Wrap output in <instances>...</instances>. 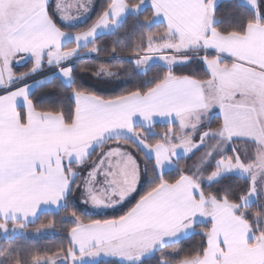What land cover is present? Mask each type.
<instances>
[{
  "label": "snow or ice",
  "instance_id": "snow-or-ice-1",
  "mask_svg": "<svg viewBox=\"0 0 264 264\" xmlns=\"http://www.w3.org/2000/svg\"><path fill=\"white\" fill-rule=\"evenodd\" d=\"M248 2L250 16L225 22L217 15V0H111L91 27L71 32L57 22L71 27L82 19L68 14L70 6L57 3L50 11V0H0V87L21 84L0 95V233L11 238L24 233L43 209H66L76 189L83 193L80 204L93 209L121 205L147 171L130 147L152 161L153 172L150 186L122 215L85 222L73 210L66 250L41 256L0 248L9 264H88L101 257L147 264L146 258L157 252L158 264H264V183L257 187L258 175L264 181V2ZM147 8L151 18L140 20ZM128 14L137 16L139 28L163 23L162 32H140V43L134 44V63L141 68L158 64L160 71L107 99L77 88L72 58L89 44V51L96 52V37L118 32ZM17 57L31 59L28 72H13ZM196 59L204 64L206 78L177 73ZM45 64L57 72L36 83L42 87L59 79L69 88L74 107L67 111L38 109L31 98L34 85L23 83ZM117 74L103 65L95 73ZM214 108L220 112V127L199 132ZM157 122L166 124L167 131L155 132ZM198 132L197 143L191 134ZM150 136L158 138L149 142ZM209 139L217 143L184 168L182 154L209 147ZM237 140L256 145L252 158L244 153L242 159L235 147L231 155L224 151V145ZM97 150L98 159L77 183L81 173L73 165L87 164ZM210 160L215 170L204 177ZM172 171L176 176L166 178ZM230 175L250 181L246 194L231 188L213 194L202 187L204 180L211 186ZM254 203L262 210L251 211ZM205 223L210 227L197 233L196 226ZM51 227L49 222L36 232ZM192 234L205 237V243L178 260L164 258V249ZM167 255L180 256V251Z\"/></svg>",
  "mask_w": 264,
  "mask_h": 264
},
{
  "label": "trees",
  "instance_id": "trees-1",
  "mask_svg": "<svg viewBox=\"0 0 264 264\" xmlns=\"http://www.w3.org/2000/svg\"><path fill=\"white\" fill-rule=\"evenodd\" d=\"M128 4H137L140 0H126ZM111 0H98V4L92 16L84 23L76 26H65L59 21V26L65 31L82 32L86 31L91 25L99 18L100 15L106 10L107 5ZM264 2V0H258ZM50 11H54L53 4L50 3ZM253 9L241 2V0H222L218 3L217 15L221 17L225 22H231L233 20L241 19L245 16H250ZM145 16L151 18V9L147 8L140 14L139 19L143 20ZM56 18V17H54ZM164 28L163 23H155L150 28H139L137 26V16L130 14L123 22V26L118 32L112 34H105L95 39V47L97 52L91 55H84L80 60L75 63L76 69V87L83 88L97 95L103 96L106 99L117 95L123 94L126 90L132 89L136 86L143 84L145 81L155 76L160 68L158 64H152L145 72L140 71L133 60L130 59L136 54L134 49L135 43H140V32H152L160 33ZM93 45L89 44L88 48L80 50L81 53H85ZM109 67L112 71L118 74L114 77H97L95 75L97 67L99 66ZM32 67V61L30 58L25 63L13 65V72L17 75L28 72ZM51 69L48 66H44L43 73ZM195 72L198 78H206L204 76L205 66L199 60H194L193 63L188 65L184 69H178V74H192ZM118 76V79H115ZM70 89L65 87L59 79H54L52 83L45 86L38 87L31 96L38 109L44 110H65L69 107H74V102L69 96ZM24 112L23 110H21ZM222 123L220 115L215 112L211 114V120L204 121V127L199 129V132L207 131L209 128L216 130ZM175 131H180L177 125L173 126ZM145 131H147L145 129ZM167 131V125L164 123H156L155 132L160 133ZM199 132L194 138L199 137ZM158 137L150 136L149 142H154ZM209 147H201L198 151L190 156H182L180 163L184 168H189L204 155L205 152L211 150V146L217 143L216 140L209 139L206 141ZM134 147V146H133ZM241 152V158L244 159V153H247V157L250 159L254 155L256 145L250 142L241 140L233 141L224 145L223 149L231 155V148ZM138 158L141 161L142 169L147 164V171H142L141 182L138 189L121 206L108 211L95 212L89 209L86 205L80 204L75 197L76 190L73 191L72 196L68 202L66 209L61 208L58 211H45L39 215V218L27 225L26 230L29 231L27 235H15L11 238H0V248H21L27 252L33 254H39L41 256L45 254H52L60 250H66L70 246L69 230L73 226L71 220V212L75 210L82 219L87 222L89 219H110L122 215L130 207H132L141 195L150 186V177L152 172V161L145 160L142 152L136 151ZM98 153V150H97ZM97 154H94L89 161H92ZM190 157V158H188ZM219 158L218 156L216 157ZM215 170L214 163L210 160L207 167H205L203 175L207 177ZM176 173L172 171L166 174V178H174ZM80 183V180L77 181ZM250 186V181L236 175H230L224 178L220 183H214L211 186L208 185L206 180L202 181V187L206 192L213 194L217 193V189L231 188L233 192L244 195ZM260 202H264V196L260 197ZM255 212L262 210L258 207V204L254 203L250 209ZM51 222L52 227L47 231H42L41 235H36V229L41 228L42 225H48ZM210 227V224H203L196 226V232L199 233L203 228ZM205 243V237L199 234H192L190 238H183L177 244L172 245L164 249L166 259L178 260L183 255L191 254L194 249H198ZM180 251V256H168L167 253ZM2 255V254H0ZM161 253L157 252L155 256L146 258L147 264H158ZM0 264H9L8 260L2 255L0 258ZM88 264H121V261L113 258L101 259L94 263Z\"/></svg>",
  "mask_w": 264,
  "mask_h": 264
},
{
  "label": "crops",
  "instance_id": "crops-1",
  "mask_svg": "<svg viewBox=\"0 0 264 264\" xmlns=\"http://www.w3.org/2000/svg\"><path fill=\"white\" fill-rule=\"evenodd\" d=\"M220 1H222V0H217V3H219ZM125 2L127 3L126 0H125ZM50 3L53 4V8H54V10H55V5H56L57 3H63V4L66 5V6H70V7L67 9L69 15H71V16H73V17H82L81 20L77 21L74 25H72V26H76V25H79V24H81V23L86 22V21L92 16V14L94 13V11H95V9H96V6H97V4H98V0H50ZM85 9H87V12H85ZM129 15H130V14H128L127 16H129ZM125 19H126V18H125ZM58 21H59V20H58ZM59 22H60V21H59ZM60 23H61V22H60ZM61 24L65 25L64 23H61ZM65 26H66V25H65ZM105 34H112V33H109V32H107V31H104V32H102L100 35H98L97 37H99V36H101V35H105ZM97 37H96V38H97ZM96 52H97V51H96ZM96 52H91V51H89V50L86 51L85 53H81V52H80L78 56L72 58V60L70 61V63H72V64L75 66L76 61H77V60H80L82 56H84V55L95 54ZM161 54H162V55H174L175 53H172V52H165V53H161ZM214 54H215V53H214V52H211V51H209V53H208V55H214ZM189 55H192V54L189 53ZM199 55L203 56L204 53L201 52ZM28 58H29V57H25L23 60H26V59H28ZM15 59H17V60H21L20 57H17V58H15ZM44 66H48V65L45 64ZM62 66H67V65H62ZM12 67H13V66H12ZM48 67H50L51 69H49V70H47V71H45V72H43V73H41V74H40V72H41V71H40V72L37 73L36 75L30 77L28 80H25L23 83H29L30 85H34V87H33V92H34L38 87H40V86L36 83L37 81L42 80V79H44L45 77L52 78V77H53V74H55V73L57 72V69H56L55 66H48ZM147 67H148V66H147ZM146 70H147V69L142 70V72H144V71H146ZM19 86H21L20 82H18V83H16V84H13V85H11V86H8V87H0V95H4V94H6L7 91L15 90V88H17V87H19ZM21 110L25 111V108H24V107H21ZM215 112H217V113L220 115V112H219V109H218V108H214V109L212 110V113H211V114H213V113H215ZM157 123H162V122H157ZM196 134H197V133H193V134H191V135H192V137H193L194 142H197V143H198L199 141H195L196 139L194 138ZM110 143L114 145V144H116L117 142H116V141H112V142H110ZM119 143H124V141H120ZM108 146H109V145H105L104 148L106 149ZM129 150L133 152V155L136 156L137 160H138V161L140 162V164H141V161H140V159L138 158L137 153H136L135 150H134V147H130ZM99 151H101V150H98V153H97L96 157H95L92 161H95V160L98 159ZM142 153H143V152H142ZM143 154H144V153H143ZM190 155H192V153L182 154V156H190ZM92 161H88L87 164L82 165V166H77V165H75V164L73 165V167L76 168L77 171H79V172L81 173L80 183H82L83 179L87 176V173H88V171L90 170V165H91V162H92ZM141 168H142V164H141ZM141 176H142V172H141ZM140 182H141V180H140ZM139 185H140V183L138 184L137 189H138ZM134 193H135V192H134ZM134 193H133V194H134ZM133 194H132V195H133ZM132 195H131V196H132ZM131 196L128 197V198H127L122 204H124L127 200H129V199L131 198ZM75 197H76V199H77L79 202L83 199V193H82V191H81L80 189H76ZM122 204H121V205H122ZM121 205H118V206H116L115 208H117V207H119V206H121ZM86 206H87L89 209H91V210H93V211H95V212H102V211H108V210H113V209H115V208H109V209H93V208H91V207L88 206V205H86ZM58 210H60V209H56V208H45V209H43L42 212H45V211H58ZM42 212H41V213H42ZM109 258H110V257H101V258H99L98 260H95V261L89 260L88 263H94V262H97V261H99V260H101V259H109ZM113 259H117V260L120 261L119 258H113Z\"/></svg>",
  "mask_w": 264,
  "mask_h": 264
},
{
  "label": "rangeland",
  "instance_id": "rangeland-1",
  "mask_svg": "<svg viewBox=\"0 0 264 264\" xmlns=\"http://www.w3.org/2000/svg\"><path fill=\"white\" fill-rule=\"evenodd\" d=\"M241 2L244 3L245 5H247V6H249L250 8L253 9V7H252L251 4L248 2V0H241ZM200 56H201V55H200ZM135 58H136V54L133 55L132 57H130V59L133 60V62H134V59H135ZM26 61H27V59H26V60H17V59H14V61H13L12 65H11V67H12L13 65H15V64H22V63H25ZM135 65H136V64H135ZM136 66H137V65H136ZM137 68H138L140 71H142V70L148 69L149 66H148V67H147V66H144L143 68L137 66ZM12 70H13V68H12ZM144 72H145V71H144ZM115 79H118V76H117ZM195 139H196L195 141H199V137H198V138H195ZM225 146H226V145H225ZM223 147H224V146H223ZM257 179H258L257 187L260 188L261 183H264V181H261V180H260L259 175H258ZM28 233H29V231L25 229L24 233H22V234L18 233V234H16V235H24V236H25V235H27ZM41 233H42V231H41L40 233H37V232H36V235H41ZM0 238H8V237H6L3 233H0ZM0 247H1V245H0ZM0 258H2V255H0ZM69 264H71V261H69Z\"/></svg>",
  "mask_w": 264,
  "mask_h": 264
}]
</instances>
